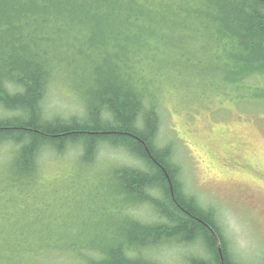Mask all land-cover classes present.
Returning a JSON list of instances; mask_svg holds the SVG:
<instances>
[{
	"label": "trees",
	"instance_id": "16d2710c",
	"mask_svg": "<svg viewBox=\"0 0 264 264\" xmlns=\"http://www.w3.org/2000/svg\"><path fill=\"white\" fill-rule=\"evenodd\" d=\"M52 6L62 9L55 11ZM87 6L93 9L86 12ZM67 14L69 28H59L55 38H48L49 49L38 48L47 37L35 38L33 32L26 35L31 26L49 23L39 24L35 17L62 19ZM93 15L107 21L109 17L121 19L138 30L128 34L120 25L111 28L108 35L106 30H100L105 43L109 38L118 43L123 41L118 53L106 54V50L95 49V43L90 48L79 47L75 41L84 29L79 31L77 24L85 26L91 21L89 17L94 19ZM206 31L212 32L210 37ZM26 38L34 40L36 50H32ZM200 38L205 41L202 46L198 44ZM211 46H221L220 51L212 50ZM167 54L196 66L199 72L210 70L213 84L222 79L235 85L239 93L245 88L248 94L247 87L264 81V0H0V106L3 107L0 145L17 146L10 179L16 182V193H21L17 189H24L19 184L28 187V180L33 181L38 174L37 159L44 146H58L62 152L71 143L80 146L84 161L91 164L98 144L109 145L140 162L138 168L126 165L114 171L121 185L120 195L131 200L130 207L146 205L160 216V222L149 224L137 220L129 208L127 221L132 226L129 236L142 242L121 243L110 250L109 260L95 264H157L136 260L127 251L161 242L198 240L209 256L194 257L191 264H240L229 251V242L214 211L184 193L179 180L181 170L173 164L175 155L171 147L157 144L161 117L156 103L146 109L144 92L148 89L143 91L142 78L138 77L145 74L141 69H149L148 60H153L152 66H159ZM206 54L208 59L203 56ZM205 61L208 66L202 67ZM102 65L107 70L100 69ZM66 68L75 70L72 74L82 81L68 76L70 82H76L84 100V115L70 119L44 118V89L52 83L55 73L67 74ZM78 70L82 71L80 77ZM143 78L150 82L147 76ZM148 94L152 97L151 92ZM252 96L263 101L264 86H258ZM49 245L48 240L44 247L32 252L26 248L23 256L32 257L40 264H59L58 258H51L46 252ZM73 248L62 244L61 256ZM10 249L0 247V264H10L4 257Z\"/></svg>",
	"mask_w": 264,
	"mask_h": 264
},
{
	"label": "rangeland",
	"instance_id": "374dc122",
	"mask_svg": "<svg viewBox=\"0 0 264 264\" xmlns=\"http://www.w3.org/2000/svg\"><path fill=\"white\" fill-rule=\"evenodd\" d=\"M59 7L51 8L56 11ZM88 8L85 7L86 12L93 9ZM35 18L39 24L49 22L31 26L26 32V35L33 32L35 38L47 37L38 46L40 49H49L48 38H55L59 28L67 29L70 25L69 14L62 19L43 15ZM102 18L89 17L90 23L82 27L78 23L79 31H84L75 43L85 49L95 43V49L106 50V54L118 53L124 46L123 41L118 43L109 38L105 43L100 30H106L108 35L117 25L124 27L128 34L138 29L121 19ZM56 19L60 22L56 23ZM43 27L48 29L36 31ZM211 33L206 31V36L210 37ZM27 40L32 50H36L34 40ZM204 43L203 39L198 40L200 46ZM168 54L159 66H152L153 60H148L149 69H141L145 74L138 77L149 78V84L143 89H148L144 92L146 109L156 103L161 117L157 144L171 147L175 155L173 164L181 170L182 185L203 207L214 211L234 260L264 264V100L252 96L258 86H264V81L246 88L253 97L250 98L245 88L239 93L235 85L222 79L213 84L210 70L199 72L196 66L186 65ZM227 60L230 61L228 54ZM202 65L208 66L206 61ZM100 69L107 70V67L102 65ZM65 70L67 74L55 73L52 83L44 89V118L70 119L84 115V100L76 82L71 83L68 76L79 83L82 81L72 74L75 70ZM77 72L80 77L82 71ZM16 147L7 143L0 145V247L12 248L4 256L10 264H40L32 257L23 256V251L44 247L48 240L51 246L46 252L51 258H58L59 264L104 262L110 259L108 253L112 248L135 241L129 236L132 232L127 221L129 208L137 220L149 224L160 222V216L146 205L130 207L131 200L120 195L121 185L114 171L126 165L140 166V162L126 153L100 143L93 162L87 164L80 146L71 143L65 152L58 146H44L38 155L36 178L28 180V187L19 184L24 189H17L21 193H16V182L10 179L14 173L11 165L17 158ZM25 194L27 197H23ZM62 244L74 246L63 257L59 249ZM154 246L127 252L136 260L157 264H191L192 253L202 258L209 256L201 240L161 242Z\"/></svg>",
	"mask_w": 264,
	"mask_h": 264
},
{
	"label": "bare ground",
	"instance_id": "6f19581e",
	"mask_svg": "<svg viewBox=\"0 0 264 264\" xmlns=\"http://www.w3.org/2000/svg\"><path fill=\"white\" fill-rule=\"evenodd\" d=\"M221 47V46H220ZM220 47L219 46H211V48H212V50H216V49H218L219 51H220ZM205 58H209V56H207V54L206 55H203ZM203 58V57H202ZM200 62H203V60L202 59H200ZM140 83H141V86L142 87H147V85L149 84V82H147L144 78H142L141 79V81H140ZM183 191H184V193L186 194V195H190V193H189V191H188V189L185 187V186H183ZM192 255L195 257V256H199V255H197L196 253L195 254H193L192 253ZM200 258H202L201 256H199ZM236 262H238V263H240V264H244V262H239V261H236Z\"/></svg>",
	"mask_w": 264,
	"mask_h": 264
},
{
	"label": "water",
	"instance_id": "95a60500",
	"mask_svg": "<svg viewBox=\"0 0 264 264\" xmlns=\"http://www.w3.org/2000/svg\"><path fill=\"white\" fill-rule=\"evenodd\" d=\"M219 249H220V251L222 252V250H221V249H222V248H221V244L219 245Z\"/></svg>",
	"mask_w": 264,
	"mask_h": 264
},
{
	"label": "snow or ice",
	"instance_id": "6c2138e0",
	"mask_svg": "<svg viewBox=\"0 0 264 264\" xmlns=\"http://www.w3.org/2000/svg\"><path fill=\"white\" fill-rule=\"evenodd\" d=\"M137 264H138V262H137Z\"/></svg>",
	"mask_w": 264,
	"mask_h": 264
}]
</instances>
